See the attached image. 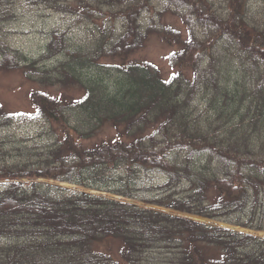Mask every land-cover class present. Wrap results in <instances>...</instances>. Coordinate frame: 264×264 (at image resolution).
Returning a JSON list of instances; mask_svg holds the SVG:
<instances>
[{"label": "trees", "instance_id": "trees-1", "mask_svg": "<svg viewBox=\"0 0 264 264\" xmlns=\"http://www.w3.org/2000/svg\"><path fill=\"white\" fill-rule=\"evenodd\" d=\"M255 1L0 0V69L25 65L84 92L32 95L50 127L45 151L44 140L0 139V264H264L263 237L179 216L264 232V7L252 12ZM18 3L92 37L70 46L71 29L56 26L40 59L53 64L34 61L4 35ZM153 34L174 49L168 77L127 58ZM13 119L0 108V129ZM106 125L114 136L101 135Z\"/></svg>", "mask_w": 264, "mask_h": 264}, {"label": "rangeland", "instance_id": "rangeland-1", "mask_svg": "<svg viewBox=\"0 0 264 264\" xmlns=\"http://www.w3.org/2000/svg\"><path fill=\"white\" fill-rule=\"evenodd\" d=\"M22 4L23 3H18L16 5L17 17L14 22L7 25L4 35L13 48L20 50L28 58L35 59L34 61L38 60L41 63L44 61L42 63L43 65L46 63H49V65L53 64V59H45L42 61L40 59L41 57H44V50L47 43L48 34L54 28H56V26H60V28L71 29L69 33L70 38H68L70 40L68 45L70 46L86 44L89 38L92 37L93 32L87 33L86 30H78L79 27L70 28L73 25L70 18L63 17V20L61 15L44 9H30L28 7L22 6ZM263 7L264 0H256L252 5V12H256L259 8ZM149 17L150 15H148V18ZM163 22L165 25L181 31L183 36L186 37L187 28L178 18L174 17L172 14H167L164 16ZM145 37H147V40L145 41L144 45L135 53L132 52V55L127 57L128 60L154 63L159 66L164 76L168 77L173 72L170 68L168 59L174 49L164 44L160 38L156 37V34ZM24 66L25 65H20L16 68L11 67L0 69V108L4 114L13 115V118L15 119H13L14 123L12 122L13 124L9 128L0 129V139L13 137L21 141L23 145H31L34 142L44 140L41 142V144L44 147L42 150L45 151L48 145H51V141L50 135H46L44 129L48 130L50 127H48V124L42 121L40 118L34 116L38 107L33 103L32 95L46 94L54 97L57 101L60 99L63 101V98L65 97L72 100L79 99L83 96L84 92L80 87H77L76 84H71L69 82L61 84L57 80L52 82L42 81L37 75H35L33 71H27L26 68H23ZM70 117H72V115ZM101 135L103 137H112L115 135V130L110 125H106L102 129ZM6 148H10V145L7 144ZM24 181L27 182V180ZM40 181L46 183L49 182L52 184H61L56 181ZM154 182L157 184V181ZM61 186H64L70 190L89 192L83 188L75 187L66 183H62ZM157 186H160V184ZM95 193L99 194L97 192ZM104 196L135 204L134 201L127 200L122 197H116L109 194ZM150 208L160 209L161 211L178 215V213H175L169 209L152 206ZM179 216H184V214H180ZM191 218L197 219L207 224H219L218 222L208 219L197 217ZM219 225L232 228L231 226L224 223H220ZM258 235H260V233Z\"/></svg>", "mask_w": 264, "mask_h": 264}]
</instances>
